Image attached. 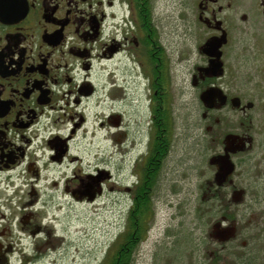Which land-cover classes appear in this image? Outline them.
<instances>
[{"label":"flooded vegetation","instance_id":"af4514ba","mask_svg":"<svg viewBox=\"0 0 264 264\" xmlns=\"http://www.w3.org/2000/svg\"><path fill=\"white\" fill-rule=\"evenodd\" d=\"M162 1L0 0V264L56 254L68 196L119 179L130 210L159 168L154 201L180 95L221 207L185 264H264V0H173L181 27Z\"/></svg>","mask_w":264,"mask_h":264},{"label":"rangeland","instance_id":"374dc122","mask_svg":"<svg viewBox=\"0 0 264 264\" xmlns=\"http://www.w3.org/2000/svg\"><path fill=\"white\" fill-rule=\"evenodd\" d=\"M173 4V0L162 1V17L169 26L181 27L179 9ZM199 107L196 97L178 98L174 142L154 194L150 229L134 264H185L183 257L190 255L191 246L195 250L203 234L210 235L211 242L217 241L214 235L219 234L221 207L217 194L207 195V181L212 180L213 171L208 164ZM106 182L105 192L95 202H75L67 197L58 217L64 240L58 252L42 264L106 263L114 243L126 231L129 214L120 180H114L119 184ZM198 256L200 259L191 254L189 262L200 263L204 258Z\"/></svg>","mask_w":264,"mask_h":264},{"label":"trees","instance_id":"16d2710c","mask_svg":"<svg viewBox=\"0 0 264 264\" xmlns=\"http://www.w3.org/2000/svg\"><path fill=\"white\" fill-rule=\"evenodd\" d=\"M165 142L167 143V141ZM163 145L162 147L166 146L165 143ZM163 155L165 156V149ZM158 170L159 168L151 180L148 175L145 177L147 189L138 190L136 204L129 210L126 231L114 243L105 264H134L139 246L146 239L150 229L153 193L149 191L159 177Z\"/></svg>","mask_w":264,"mask_h":264}]
</instances>
